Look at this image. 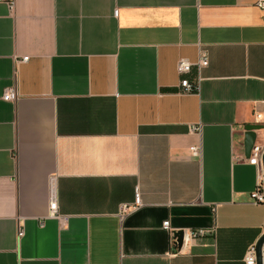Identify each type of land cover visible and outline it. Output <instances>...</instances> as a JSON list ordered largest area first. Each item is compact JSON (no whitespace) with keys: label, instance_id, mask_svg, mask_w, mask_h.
Masks as SVG:
<instances>
[{"label":"crops","instance_id":"1","mask_svg":"<svg viewBox=\"0 0 264 264\" xmlns=\"http://www.w3.org/2000/svg\"><path fill=\"white\" fill-rule=\"evenodd\" d=\"M200 48L209 64L179 74ZM256 144L257 0H0V264H245L264 232ZM165 220L216 234L178 252Z\"/></svg>","mask_w":264,"mask_h":264},{"label":"built area","instance_id":"2","mask_svg":"<svg viewBox=\"0 0 264 264\" xmlns=\"http://www.w3.org/2000/svg\"><path fill=\"white\" fill-rule=\"evenodd\" d=\"M5 2H8L10 6L13 8L15 4V0H2ZM257 5L264 9V0H257ZM118 14V10L115 12ZM28 60L27 56H24L23 58L18 59V62H25ZM209 64V53L206 48H200L199 50V57L197 62H192L188 59L181 58L178 61L177 64V71L181 75L188 74L192 71V68L194 66H197L199 69H201L204 66H207ZM200 79L191 82L188 78H182L181 80V89L183 93H198L200 91ZM3 98L5 100H17L18 98V91L16 86H10L6 89ZM262 119V114H257V123H260ZM202 129L201 124H192L190 126V130L192 132H200ZM191 150L197 154L198 147L192 146ZM263 155H264V145L262 144H256L251 152V156L249 157V162L251 164H255L257 166H262L263 168ZM251 198L253 199L254 203L256 204H264V175L262 176V179L258 183V186L251 192ZM142 205V197L139 187L136 188L135 191V201L133 204H124L121 208L122 213H127L130 210H134L139 208ZM50 216L58 217L60 218L61 215L59 214L58 210V202L56 199V191L54 187V182L52 180L51 185V202H50ZM164 229L168 230L172 236V243L176 248H179L176 242V238L174 233L178 230L176 228H173L171 226L170 220H165L163 222ZM184 241L182 248L191 245L194 241L209 236V235H215L216 234V226L212 227H197V228H184ZM24 229L23 227L19 230V237H22L24 235ZM182 248L178 249L177 251L180 252ZM263 256H264V244H263ZM245 264H257V250H256V243L252 244L248 247L245 256H244Z\"/></svg>","mask_w":264,"mask_h":264},{"label":"water","instance_id":"3","mask_svg":"<svg viewBox=\"0 0 264 264\" xmlns=\"http://www.w3.org/2000/svg\"><path fill=\"white\" fill-rule=\"evenodd\" d=\"M247 128L249 129H259L261 128L260 125L257 124H249L247 126ZM263 171H264V155H263ZM175 238H176V242L178 247L181 249L183 246V241H184V230L180 229L177 230L175 233ZM263 244H264V232L262 233V235L260 236V238L257 240L256 242V250H257V264H264V256H263Z\"/></svg>","mask_w":264,"mask_h":264}]
</instances>
